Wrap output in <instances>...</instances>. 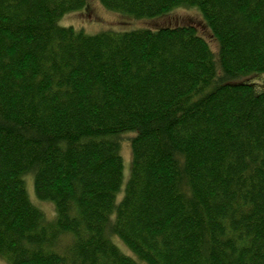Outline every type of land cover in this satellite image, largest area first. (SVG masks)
<instances>
[{"label": "trees", "instance_id": "trees-1", "mask_svg": "<svg viewBox=\"0 0 264 264\" xmlns=\"http://www.w3.org/2000/svg\"><path fill=\"white\" fill-rule=\"evenodd\" d=\"M98 3L126 21L193 8L218 50L188 25L58 26L87 0H0V260L264 264V92L246 81L264 0Z\"/></svg>", "mask_w": 264, "mask_h": 264}, {"label": "rangeland", "instance_id": "rangeland-1", "mask_svg": "<svg viewBox=\"0 0 264 264\" xmlns=\"http://www.w3.org/2000/svg\"><path fill=\"white\" fill-rule=\"evenodd\" d=\"M87 2L88 5L84 9L85 11H77V13L68 14L64 18H60L57 20L58 26L64 28L71 26L76 30L81 29L85 32V34H94L98 33L100 30L108 29L121 31L146 27L154 30L165 27H186V25H188L194 27L197 34L203 37L208 45L213 48V50H218L215 39L212 37L209 28L205 25L202 15H200V13L193 8H178L162 17L148 21H126L123 19V17H120L114 13H108L102 9L98 3V0H87ZM213 52L217 53V51ZM246 81L253 86L252 90L254 94L264 92V76L254 75L247 77ZM129 137V135H123L119 138L121 140L120 150L123 161V186L127 183L126 181L130 175L131 167V149H129ZM24 180L26 193L33 205L43 212L46 219L53 220V216L55 214V207H53V204L42 201L40 202L37 200V198L34 196V186H32L31 175L25 176ZM111 238L113 239L112 241L114 245L119 248L122 253L129 256V251L124 247L120 240H118L116 237ZM0 264L5 263L0 260Z\"/></svg>", "mask_w": 264, "mask_h": 264}]
</instances>
